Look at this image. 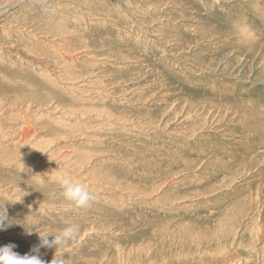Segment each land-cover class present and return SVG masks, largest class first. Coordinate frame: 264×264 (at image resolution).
Segmentation results:
<instances>
[{
    "label": "rangeland",
    "instance_id": "374dc122",
    "mask_svg": "<svg viewBox=\"0 0 264 264\" xmlns=\"http://www.w3.org/2000/svg\"><path fill=\"white\" fill-rule=\"evenodd\" d=\"M5 1L0 247L75 223L64 264H264V0Z\"/></svg>",
    "mask_w": 264,
    "mask_h": 264
},
{
    "label": "clouds",
    "instance_id": "9594fccd",
    "mask_svg": "<svg viewBox=\"0 0 264 264\" xmlns=\"http://www.w3.org/2000/svg\"><path fill=\"white\" fill-rule=\"evenodd\" d=\"M58 181L62 189L61 195L65 202V211L74 209L87 210L92 207L96 197L85 185L67 176L59 177ZM12 226L13 223L8 217L7 209L4 208V205L0 206V231H7ZM26 234L31 235L32 231L26 230ZM79 234L80 226L75 223H69L68 226L61 229L55 235L40 234L39 243L34 245L31 251L23 256L14 251L16 245L9 243L0 247V264H45L40 255L41 248H55V255L50 264H64V259L58 258L57 254L71 242L75 241ZM49 236H53L54 239L49 241Z\"/></svg>",
    "mask_w": 264,
    "mask_h": 264
},
{
    "label": "bare ground",
    "instance_id": "6f19581e",
    "mask_svg": "<svg viewBox=\"0 0 264 264\" xmlns=\"http://www.w3.org/2000/svg\"><path fill=\"white\" fill-rule=\"evenodd\" d=\"M10 1H12V0H6L5 2H4V4H8V2H10ZM245 207V206H244ZM250 208V207H249ZM248 209V208H247ZM251 209V208H250ZM248 211V210H247ZM244 212V211H243ZM246 212V211H245ZM247 213V212H246ZM255 221V220H254ZM256 223V222H255ZM255 223L253 224V225H255ZM255 228V227H254ZM250 230V229H249ZM256 230V229H255ZM253 231V230H252ZM251 231V232H252ZM256 233V232H255ZM260 234V233H259ZM253 235H254V232H253ZM256 236V235H255ZM258 237H260L259 235H258ZM259 239V238H258ZM260 241V240H259ZM252 244L250 243V244H247L246 246H248V247H250Z\"/></svg>",
    "mask_w": 264,
    "mask_h": 264
}]
</instances>
